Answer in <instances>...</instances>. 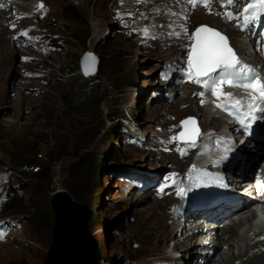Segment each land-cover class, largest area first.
<instances>
[{
  "label": "rangeland",
  "instance_id": "1",
  "mask_svg": "<svg viewBox=\"0 0 264 264\" xmlns=\"http://www.w3.org/2000/svg\"><path fill=\"white\" fill-rule=\"evenodd\" d=\"M68 1L71 6L65 7L57 0H48L49 18L44 3L39 4L43 13L39 18L47 19L49 28L37 33L35 41L27 35L28 30L9 27L7 37L13 54L0 66V119L20 127L0 131V264H43L53 226L50 197L67 190L71 182L68 167L89 154L92 174L84 183H93L81 194L82 203L91 211L90 231L100 250V264H145L140 252L144 223L166 193L165 182L175 178L173 165L162 158L168 149L165 146L195 137L197 146L202 136L201 114L186 112L182 100L190 92L184 81L177 83L175 78L185 74L189 79L199 77L187 61L176 67L173 75L168 58L153 54L155 36L166 38L170 33L168 26H161L163 14L158 16L157 12L175 7V0H145L142 11L153 14L149 24L130 11L123 9L126 15L121 16L115 9L102 30L96 12L105 11L106 0ZM217 1L211 0V7ZM11 3L7 1L8 6ZM193 4L206 6L202 0ZM234 8L238 11L240 6ZM201 26L219 31L202 21L193 24L188 52L182 55L187 60ZM219 32L232 47L228 36ZM254 41L252 50L259 49L264 55L260 42ZM124 48L130 49L129 54ZM86 52H94L101 63L97 75L82 76L78 81L82 75L80 58ZM253 54L257 56L243 62L260 69L253 65L260 56ZM74 91L80 98L75 104L71 98ZM193 98L200 102L203 94L196 93ZM99 99L103 100L100 113L95 108ZM189 120L195 125L186 123L190 126L185 132L182 122ZM185 150L179 153L183 155ZM42 169L48 170L50 181L34 178ZM173 188L167 191L176 190ZM36 213L40 220L33 222L31 215ZM177 231V227L172 230L176 238ZM171 246L172 241H168L166 252ZM190 251L169 254L171 264H189Z\"/></svg>",
  "mask_w": 264,
  "mask_h": 264
},
{
  "label": "bare ground",
  "instance_id": "2",
  "mask_svg": "<svg viewBox=\"0 0 264 264\" xmlns=\"http://www.w3.org/2000/svg\"><path fill=\"white\" fill-rule=\"evenodd\" d=\"M175 2V7L171 6L157 12L158 16L163 14L161 26H168L170 33L166 38L155 36L153 41V54L163 57L162 59L168 58V64H171L173 69L169 73L175 75L176 67L179 69V67H182L183 62L187 61L182 55L188 52L193 24L202 21L228 36L231 46L244 58L240 59L242 62L248 57L257 56L253 53H258L260 59H257L253 65H257L260 69L254 70L259 74L260 81L264 79V55L258 50L254 52L250 47L255 43L252 34L244 37L243 31L237 26V22L233 20L235 18L229 19L227 17V12L237 14V12L231 11L232 9L229 6L228 10L223 8V3H228V0L227 2L226 0H218L213 7H211L212 3L206 7L198 6L193 4L192 0H175ZM40 3H44L47 8L46 18H49L52 13L49 10L48 0H34V2L30 0H12L11 6L7 5L6 0L0 2V66L3 62L5 64L11 60L13 54V49L10 47L7 37L11 34L9 27L15 24L18 30L21 28L22 30H28L27 35L31 36L33 41H35L37 33L44 32L43 29L49 28L47 19L42 21L39 18V15L43 14L40 13ZM57 3H62L65 7L71 6L68 0H57ZM95 4L97 3L95 2ZM144 5H146L145 0H106L105 11L96 12L98 14L96 22L102 30L104 22L108 20L115 9L119 10V13H122L125 9L134 13L138 19L147 24L153 20V14L148 10L142 11ZM154 7L157 8V5ZM91 9H93V6L89 7L90 11ZM31 15L33 18H31ZM124 15L126 14H121V16ZM17 29L14 30L16 32L13 35L17 34ZM200 36L204 37L203 34H200ZM245 39L249 41L245 42ZM195 45L196 43L194 47ZM123 51L128 53L130 49L127 51L124 48ZM56 57L59 58L60 55L57 54ZM249 62H252V60ZM198 79L205 80L207 77L196 78L194 76L193 79H189L185 74L183 77L175 78L177 83H183L184 81L190 92L182 100L186 112L193 114V116L197 113L201 114L198 120L202 136L196 148H192V145L195 146L196 142L190 140L183 142V145L173 143L169 147H167L169 145V142H167L165 146L168 149L165 153H162V158L173 165L171 173L175 174V178L174 182L172 181L173 178L165 182L166 193L156 204L154 214L144 223L142 229L143 239L140 244V252L145 256L142 262H146L145 264H171L169 254H174L175 250L184 252L191 249L189 264H264V229L255 227L244 229V226L256 216L253 207H245L238 217H232L225 216L226 212L222 213L221 204L217 206L221 210L214 214L213 220L215 219V221L213 222L208 221V219H201L202 214H198L197 209L189 208L196 198V190L193 189L197 187L194 185L199 183V188L205 187L204 185L208 184L209 181L213 183L215 181L213 178L219 176L221 172L211 167L205 168L201 164L205 159L203 155L206 151V154H208L209 150L216 156L220 155L222 146L227 139L236 137L233 135L236 132V125L230 121L231 119L225 113H220V106L227 102L236 101L238 95L234 94V90L230 91V96H228L227 92L222 93L220 89L215 88L217 90L215 91L210 86L205 87L199 83L196 85L195 82ZM172 90L178 91L177 88ZM196 93L203 94V99L200 102L194 101L196 98L193 97ZM171 111L167 113L170 114ZM15 116L16 113L13 117ZM19 127V123L9 119H0V131L3 129L15 130ZM236 139L240 138L237 137ZM183 148H186V150L181 155L179 150ZM237 152L246 161L245 167L251 163L252 150L249 147L246 145L238 147ZM236 157L235 154L233 162H237ZM215 159L217 158H212L207 163ZM190 167H192L191 172H189ZM221 176H224L225 180L231 178V175L227 173L221 174ZM164 186L161 188L164 189ZM172 188L176 190L167 191ZM183 191L184 196L181 195ZM214 201L216 199H208L200 202V205L211 204ZM233 208L232 206L230 209L233 210ZM187 212L189 213L187 214ZM236 218H239V220H236ZM176 227L178 231L175 234L178 238L172 233L173 228ZM241 229L244 230L240 232ZM168 241H172V246L169 248L170 251L166 252ZM174 259L175 257H173Z\"/></svg>",
  "mask_w": 264,
  "mask_h": 264
},
{
  "label": "snow or ice",
  "instance_id": "3",
  "mask_svg": "<svg viewBox=\"0 0 264 264\" xmlns=\"http://www.w3.org/2000/svg\"><path fill=\"white\" fill-rule=\"evenodd\" d=\"M194 2L195 0H193ZM234 2L235 0H228L227 5L222 6L228 7L233 5ZM226 15L229 19L235 18L237 26L241 30H246L249 26L256 27L260 23V18L264 17V0H248L246 6L243 7L239 14L234 15L232 12H227ZM15 26V24L12 25L13 28ZM201 32L211 33V35L201 37ZM25 34L24 32L21 33V35ZM145 34H147V30H145ZM195 35L197 42L188 56L187 63L189 67L194 68L197 77H207L205 80L198 79L197 83L215 89L217 84L228 81L235 84V86L260 90L262 92L260 100L264 102V84L260 83L259 74L240 60L224 35L206 26L197 29ZM260 35L264 36V32H261ZM252 107L253 105L251 104L240 102L239 107L235 109L238 114L237 118L243 119L240 109L250 110ZM182 123L195 125L194 120ZM193 135H195V132ZM183 136L184 133H181V138ZM2 235L0 233V238H2Z\"/></svg>",
  "mask_w": 264,
  "mask_h": 264
},
{
  "label": "water",
  "instance_id": "4",
  "mask_svg": "<svg viewBox=\"0 0 264 264\" xmlns=\"http://www.w3.org/2000/svg\"><path fill=\"white\" fill-rule=\"evenodd\" d=\"M200 34L204 37L211 35L204 32ZM100 63L94 52H86L79 62L83 77L97 75ZM189 126H184L185 132ZM187 140L195 142L196 137ZM50 208L53 213L51 244L43 264H100V250L90 231V209L75 200L68 190L53 193Z\"/></svg>",
  "mask_w": 264,
  "mask_h": 264
},
{
  "label": "trees",
  "instance_id": "5",
  "mask_svg": "<svg viewBox=\"0 0 264 264\" xmlns=\"http://www.w3.org/2000/svg\"><path fill=\"white\" fill-rule=\"evenodd\" d=\"M80 68V67H79ZM82 76L83 75H78L79 80H82ZM72 102L75 104L78 102V100H80L78 92L74 91L72 93ZM103 100H98L97 103L95 104V108L97 109V111L100 113V106L102 104ZM94 162L97 163V159L94 160ZM93 164V160H92V156L89 154L87 156H81L79 158V160L74 161L73 163H71V165L68 167L67 169V174L68 177L71 179L70 184L67 186V190L71 193V195L73 196V198L79 202H83V196L81 194V190L82 189H91L92 187V183L93 181H91L90 185H86V183H84V180H86V178H90L92 172H91V166ZM33 176H35L34 178H36V180L39 181H50V178L48 176V170L47 169H42L39 170L37 172H35V174H33ZM99 200H101V197H98ZM97 200V197H96ZM32 216V220L33 222H37L40 220V214L36 213L31 215ZM31 219V217H30ZM29 219V220H30Z\"/></svg>",
  "mask_w": 264,
  "mask_h": 264
}]
</instances>
